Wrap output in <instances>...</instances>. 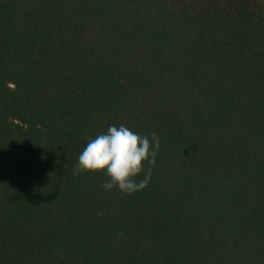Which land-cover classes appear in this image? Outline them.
<instances>
[{
    "label": "trees",
    "instance_id": "trees-1",
    "mask_svg": "<svg viewBox=\"0 0 264 264\" xmlns=\"http://www.w3.org/2000/svg\"><path fill=\"white\" fill-rule=\"evenodd\" d=\"M120 124L131 195L73 175ZM0 264H264V0H0Z\"/></svg>",
    "mask_w": 264,
    "mask_h": 264
},
{
    "label": "clouds",
    "instance_id": "clouds-1",
    "mask_svg": "<svg viewBox=\"0 0 264 264\" xmlns=\"http://www.w3.org/2000/svg\"><path fill=\"white\" fill-rule=\"evenodd\" d=\"M87 139L73 175L103 172L108 177L102 185L105 190L117 188L128 195L147 187L160 147L155 132L149 137L124 124L109 125L106 132ZM141 174L144 178L138 182Z\"/></svg>",
    "mask_w": 264,
    "mask_h": 264
}]
</instances>
